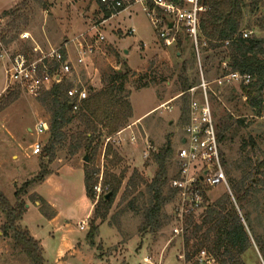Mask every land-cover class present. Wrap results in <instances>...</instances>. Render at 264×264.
<instances>
[{
	"label": "rangeland",
	"instance_id": "374dc122",
	"mask_svg": "<svg viewBox=\"0 0 264 264\" xmlns=\"http://www.w3.org/2000/svg\"><path fill=\"white\" fill-rule=\"evenodd\" d=\"M245 11L241 31L248 32V37L264 36L259 27L264 3L257 12L249 13L248 8ZM105 12L98 0H0V18L4 19L0 38L7 50H21L31 56L35 55L34 47L39 46L45 53L63 48L75 62L76 40L87 35L93 24L106 20L99 26L105 41L63 82L66 88L84 89L89 108L82 114L74 113L72 123L63 129L66 139L50 155L45 150L49 134L36 136L32 132L39 120L50 121L44 93L33 97L20 86L10 84L8 61L0 52V193L16 206L15 192L25 182L38 179L40 171L49 173L21 194L26 207L19 223L39 242L46 264L204 263L199 255L195 256L197 260L186 262L188 250L183 235L174 232L180 195L171 187V181L178 178L177 151L182 147L187 125L181 116L188 105L180 98L182 68L188 66L184 75L197 85L194 100H202V79L208 84L218 135H224L219 144L225 174L229 166L228 170L239 178L240 171L235 167L246 158L255 165L264 161V112L261 117L254 116L242 91L243 84L216 83L227 73L223 64L230 69L227 51L211 50L200 36L197 54L182 28L177 30L175 42L166 45L142 3L109 19H105ZM131 29L135 32L128 34ZM24 31L32 39L22 41L20 34ZM206 55L210 57L207 61ZM116 72L121 79L113 82ZM191 100L190 94L189 104ZM225 126L227 131H223ZM37 141L43 144L39 153L33 148ZM168 143L173 153L167 161V182L162 187V198L167 202L162 207L161 224L141 234L144 210L151 198L145 183L154 179L158 170L154 156ZM79 145L83 148L76 151ZM62 168L63 173L44 182ZM81 169L84 177L85 171L92 173L94 198L86 194ZM101 178L102 193L97 196L94 187ZM226 178L231 193L225 186L206 191L208 204L228 194L236 211L243 220L249 216L254 234L264 241V190L257 195L251 192L248 202L239 204L227 174ZM119 181L121 186L108 216L96 220L95 212H106L110 191ZM205 208L185 219V229L191 220H201ZM56 213L57 220L51 222ZM95 220L98 231L91 238L90 224ZM82 222L87 224L85 230L80 229ZM5 223L6 214L0 209V264H32L15 247L12 233L3 234ZM249 235L252 246L242 255L243 262L264 264L257 243L250 232ZM206 264L216 263L212 260Z\"/></svg>",
	"mask_w": 264,
	"mask_h": 264
},
{
	"label": "trees",
	"instance_id": "16d2710c",
	"mask_svg": "<svg viewBox=\"0 0 264 264\" xmlns=\"http://www.w3.org/2000/svg\"><path fill=\"white\" fill-rule=\"evenodd\" d=\"M170 1L180 2L182 0ZM202 3L207 8V11L201 17V40L209 44V48L213 51L222 49L229 53L231 71L242 75H250L251 81L247 85H242V91L246 94L248 105L251 107L254 116L261 117L264 112V36L244 38L241 25L246 13L245 10L248 8L247 12L249 13L257 12L259 7L264 3V0H202ZM102 8L106 11L105 19L111 18L113 13L106 10L103 6ZM158 12L160 13V11ZM259 21L261 22L259 27L264 31V15ZM205 51L207 49H204ZM209 58L208 55L205 56L206 61ZM188 69V66H184L179 76L182 81L180 98H183L188 104L187 107H184L181 118H185L187 123L189 119V90L197 86L194 81L189 79L188 75H184ZM118 79H121V75L116 72L115 77L111 80L116 82ZM72 87L66 88L61 83L43 94V102L50 106L49 110L51 113L48 132L50 138L45 147L49 155L54 152L57 144L66 139L63 129L72 123L74 119L75 112L70 108L71 100L67 96V91ZM88 108L89 105L86 99L78 114H82ZM227 130L228 127L225 126L223 131ZM219 138L223 140L224 135L221 133ZM80 148L83 147L79 145L76 151ZM172 153V147L168 143L165 149L154 156L158 170L154 179L150 183H145L151 198L144 210V221L140 228L141 234L160 227L162 207L167 202L166 199L162 198V187L167 182V161ZM221 156L223 166L225 167L222 152ZM228 167L226 174L233 191L238 195L237 203L248 202L251 192L257 195L264 190V161H260L255 165L251 159H244L235 167V170L240 171L239 178L232 171H229ZM48 174V172L44 173L40 171L38 179L25 182L20 190L15 192L18 202L16 206H12L6 197L0 193V209L6 214V223L2 228L3 234L8 235V232L12 233L15 247L25 254L32 264H46V261L44 260L43 250L39 242L19 224L26 207V203L21 200V194H26L30 186H34L37 181L44 180ZM92 179V173L85 171L84 183L88 198H94ZM132 181H130L131 184L135 185ZM120 186L121 182L119 181L111 189L110 199L106 201V212L100 214L96 211V220L99 218L102 220L106 219ZM96 220L90 224L89 236L91 238L98 231ZM244 220L232 205L228 194L214 203L206 205L201 214V220L196 223L191 220L189 222L190 225L184 230V245L188 250L185 253L186 262L194 258L197 260L195 256L200 255L204 251L207 255V261L201 264L209 263L212 260L216 264H245L242 260V255L252 246L250 232L257 243L264 263V241L254 234V228H252L248 215L244 216ZM191 242H193L192 245H190Z\"/></svg>",
	"mask_w": 264,
	"mask_h": 264
},
{
	"label": "built area",
	"instance_id": "2783aa9c",
	"mask_svg": "<svg viewBox=\"0 0 264 264\" xmlns=\"http://www.w3.org/2000/svg\"><path fill=\"white\" fill-rule=\"evenodd\" d=\"M136 3L143 4L144 11L148 12L152 24L159 33V38L166 45L171 46L175 42L177 30L182 28L199 54L200 24L202 13L205 11L202 0H182L180 2L170 0H99V4L111 11L112 15L119 14ZM2 22L4 19L0 18V23ZM105 22L106 20H103L100 24H93L87 35L82 34V39L76 40L77 57L75 62L70 59L63 48L52 49L45 53L39 46L34 47V56L21 50L11 52L7 50V45L0 38L1 57L7 58V74L10 84L20 86L33 97H39L55 85L63 83L65 78L73 73V69L84 65L86 57L94 55L99 45L105 41V35L99 28ZM134 32L135 30L131 29L128 34ZM248 36V32L243 33L244 38ZM20 39L25 42L32 39V36L24 31L20 34ZM223 65L227 73L216 80L218 85L234 83L247 85L250 83V75L233 72L226 63ZM199 87L203 92L200 102L194 100L197 88L189 90L192 96L189 104V119L184 130L182 147L177 151L178 178L171 181V187L180 195L175 210L177 225L174 228V232L178 235L184 234L185 219L194 216L208 205L209 199L206 191H213L220 186H225L229 194L231 193L224 171L219 135L208 99V84L202 79ZM67 96L71 100L70 106L74 112H78L83 102L88 98L86 91L78 86L70 88L67 91ZM49 128V122L41 119L36 123L32 132L36 136H44L48 134ZM131 140L134 141L135 136ZM33 148L35 152L39 153L43 150V144L37 141ZM146 155L147 153H145ZM94 191L97 196L101 195L102 178L94 187ZM80 226V229L84 230L87 224L82 222ZM199 257L204 258L202 262H205L206 252H201Z\"/></svg>",
	"mask_w": 264,
	"mask_h": 264
},
{
	"label": "crops",
	"instance_id": "0c3cea01",
	"mask_svg": "<svg viewBox=\"0 0 264 264\" xmlns=\"http://www.w3.org/2000/svg\"><path fill=\"white\" fill-rule=\"evenodd\" d=\"M108 22V21H107ZM155 108H153L152 110H150L148 113H150L151 111H153ZM147 113V114H148ZM67 169V168H66ZM66 169H64V170H66ZM70 170H72V168H69ZM82 170V174H83V183H84V179H85V177H84V171H83V169H81ZM72 171H74V170H72ZM60 173H63V168L60 170V171H57L56 173H54V174H51L44 182H46V181H50L52 178H54L55 176H57V175H59ZM84 188H85V183H84ZM85 191H86V189H85ZM37 192H38V189H37ZM48 203H49V201H48ZM53 207V206H52ZM54 208V207H53ZM92 208H93V206H92ZM57 216H58V214L56 213V216L54 217V218H52L50 221L51 222H54V221H56L57 220ZM88 217V216H87ZM85 230V229H84Z\"/></svg>",
	"mask_w": 264,
	"mask_h": 264
},
{
	"label": "water",
	"instance_id": "95a60500",
	"mask_svg": "<svg viewBox=\"0 0 264 264\" xmlns=\"http://www.w3.org/2000/svg\"><path fill=\"white\" fill-rule=\"evenodd\" d=\"M170 27H172V25H171V24H170ZM70 108H71V106H70ZM184 142H185V141H184ZM85 161H88V158H87V157L85 158Z\"/></svg>",
	"mask_w": 264,
	"mask_h": 264
}]
</instances>
